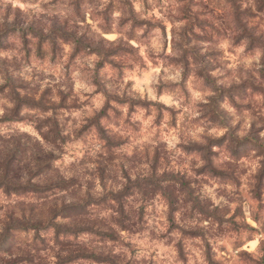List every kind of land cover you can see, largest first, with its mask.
I'll return each instance as SVG.
<instances>
[{"label":"rangeland","instance_id":"1","mask_svg":"<svg viewBox=\"0 0 264 264\" xmlns=\"http://www.w3.org/2000/svg\"><path fill=\"white\" fill-rule=\"evenodd\" d=\"M0 13V106L13 104L0 252L264 264L261 0H0Z\"/></svg>","mask_w":264,"mask_h":264},{"label":"clouds","instance_id":"2","mask_svg":"<svg viewBox=\"0 0 264 264\" xmlns=\"http://www.w3.org/2000/svg\"><path fill=\"white\" fill-rule=\"evenodd\" d=\"M15 6L23 7L22 5H15ZM140 7H141L140 5H137V9L138 10L140 9ZM0 14H2V13H0ZM117 15H119V13H117ZM9 19L11 20L12 17L10 16ZM153 71H155V69ZM26 78H28V77H26ZM168 79L174 80V81L179 80V72H177L175 74V76L168 77ZM2 83H4V81L2 79H0V84H2ZM151 83L153 85H155L156 84L155 79H153L151 81ZM86 90L87 91H91L92 89L89 88V89H86ZM209 94H211V93H209ZM149 98L150 99H153V100L157 99V97L154 95V88L152 90H150ZM197 98L199 99V98H202V97H200L198 95ZM82 99H84V97H82ZM97 99L100 100L101 102L95 104V106H94V110L95 111H98L99 110V108L101 106V103H102L101 98L98 97ZM162 99H164V102L165 103H174V101H171V98L170 97L169 98H162ZM57 100H58V98H57ZM224 106L225 107H228L227 104H225ZM12 107H13V104H10V103H8L7 100H5L3 102V106H0V118H3L6 115H9L10 114L9 113V110ZM125 108H126V106H125ZM229 111H232V109L229 108ZM82 112H83V115L91 116L93 114V108L82 109ZM69 114L74 115V116H80L81 115L80 112H77V113H65V115H69ZM47 115H51V112H49ZM121 123H122V121H121ZM108 126L110 127L111 125H108ZM114 130L115 131H119V129H114ZM226 131H227L226 128H223V129H215V128H213L211 130V132L206 133V134L219 136V135H222ZM196 132L197 133H204L205 130H204V128H197L196 129ZM33 134H35V133H33ZM241 134L243 135V133H241ZM193 135L195 136L196 139L200 140V137L199 136H196L195 133ZM262 135H264V134H262ZM100 143H102V142H100ZM200 143H205V141L204 140H200ZM97 148H99V145H97ZM201 163H203V161H201ZM18 247L20 249H26L27 247H30V243L29 244H21V245H18ZM21 254L22 253L20 251H17L16 249H13L11 252H8V253L0 252V264H15V262L17 260V257L20 256Z\"/></svg>","mask_w":264,"mask_h":264},{"label":"trees","instance_id":"3","mask_svg":"<svg viewBox=\"0 0 264 264\" xmlns=\"http://www.w3.org/2000/svg\"><path fill=\"white\" fill-rule=\"evenodd\" d=\"M261 4H262V6L264 7V0H261ZM0 186H1V188H4L5 190L7 189V188H9L8 186L9 185H7V184H0ZM14 190V192L15 193H17V192H21V190L20 189H13ZM33 190H35V192H36V190L37 189H33ZM37 192H39V191H37Z\"/></svg>","mask_w":264,"mask_h":264}]
</instances>
